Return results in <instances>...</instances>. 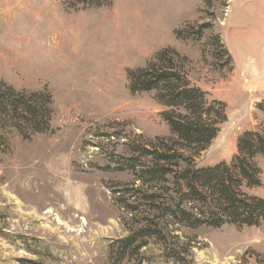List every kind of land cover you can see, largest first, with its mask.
Wrapping results in <instances>:
<instances>
[{
	"label": "rangeland",
	"instance_id": "1",
	"mask_svg": "<svg viewBox=\"0 0 264 264\" xmlns=\"http://www.w3.org/2000/svg\"><path fill=\"white\" fill-rule=\"evenodd\" d=\"M224 3L113 0L66 11L60 0H0V80L17 90L47 89L54 107L49 132L29 140L2 133L0 264H255L264 256V226L180 227L182 263L153 238L121 259L111 248L141 224L117 201L115 190L134 180L119 158L130 156L137 139L169 135L164 107L153 92L130 93L127 69L173 47L190 61V82L225 102L226 120L196 157L198 167L229 161L237 137L262 126L252 122L248 103L263 90L244 78L251 66H264V0ZM208 22L212 28L197 40L175 36ZM214 35L226 45L232 70L217 55ZM258 157L261 185L246 191L264 197V157ZM121 196L132 202L130 192Z\"/></svg>",
	"mask_w": 264,
	"mask_h": 264
},
{
	"label": "trees",
	"instance_id": "2",
	"mask_svg": "<svg viewBox=\"0 0 264 264\" xmlns=\"http://www.w3.org/2000/svg\"><path fill=\"white\" fill-rule=\"evenodd\" d=\"M211 0H206L209 4ZM225 0L223 6H228ZM66 11L111 6L113 0H60ZM209 16H213L210 12ZM197 31L175 30L179 39H199L201 30L212 28L203 23ZM217 55L225 56L223 65L232 70V58L214 35ZM189 59L170 46L160 48L144 66L126 70L131 94L153 92V99L164 107L160 112L169 127V135L137 139L129 145V155L119 158L121 167L134 180L126 190H115L117 199L134 223L141 224L111 246L118 259L136 253L147 239L162 242L168 255L182 263L175 242L180 227L197 228L223 225L264 226V197L250 194L248 188L261 185V170L255 157H264V125L243 131L236 139V152L229 161L196 165V157L205 150L226 120V104L210 99L207 91L193 85L185 72ZM256 108L264 111V102ZM53 99L47 89L17 90L0 80V146L4 132H16L29 140L51 129ZM130 192V199L121 196ZM143 221V222H142ZM169 239L176 248L169 247ZM173 240V241H172ZM255 264H264L262 256Z\"/></svg>",
	"mask_w": 264,
	"mask_h": 264
},
{
	"label": "crops",
	"instance_id": "3",
	"mask_svg": "<svg viewBox=\"0 0 264 264\" xmlns=\"http://www.w3.org/2000/svg\"><path fill=\"white\" fill-rule=\"evenodd\" d=\"M226 46V45H225ZM227 48V47H226ZM264 55V52H263ZM253 59L252 57L249 58V60ZM262 62L264 63V58H262ZM250 69L252 72L249 73L248 78H244V80H248L251 87L257 89V90H263L262 93H264V66L263 69H259L257 66H251ZM260 100H264V94L263 95H254L251 97L248 103V115L251 116V120L255 121V123H259L264 125V111L259 110L254 107V104L257 103ZM254 115V116H253ZM249 118V117H248ZM259 155L255 157V160L257 162ZM261 156V155H260Z\"/></svg>",
	"mask_w": 264,
	"mask_h": 264
}]
</instances>
